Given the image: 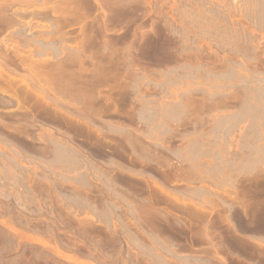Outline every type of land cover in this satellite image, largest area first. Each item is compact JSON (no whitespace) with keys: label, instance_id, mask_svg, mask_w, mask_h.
Masks as SVG:
<instances>
[{"label":"rangeland","instance_id":"1","mask_svg":"<svg viewBox=\"0 0 264 264\" xmlns=\"http://www.w3.org/2000/svg\"><path fill=\"white\" fill-rule=\"evenodd\" d=\"M263 7L0 0V264H264L208 206L264 197Z\"/></svg>","mask_w":264,"mask_h":264},{"label":"bare ground","instance_id":"2","mask_svg":"<svg viewBox=\"0 0 264 264\" xmlns=\"http://www.w3.org/2000/svg\"><path fill=\"white\" fill-rule=\"evenodd\" d=\"M262 6H263V5H262ZM263 8H264V7H263ZM262 14H263V13H262ZM263 17H264V16H263ZM258 54H259V53H258ZM260 59H261V58H260ZM35 61H36V60H35ZM258 62H259V61H258ZM225 64H226V63H225ZM34 65H35V64H34ZM227 65H228V64H227ZM227 65H226V66H227ZM31 66H33L32 63H31ZM228 66H230V65H228ZM235 66H236V65H235ZM244 66H245V65H244ZM238 69H239V68H238ZM263 70H264V69H263ZM236 73H237V72H236ZM237 75H238V73H237ZM238 76H239V75H238ZM33 78H34V77H33ZM33 78H32V79H33ZM257 80H258V79H257ZM255 81H256V80H255ZM259 81H260V80H259ZM258 83H259V82H258ZM258 85H259V84H258ZM259 87H260V86H259ZM208 90H209V89H208ZM208 90H207V91H208ZM199 91H200V90H199ZM205 92H206V91H205ZM14 93H15V92H14ZM259 94H260V93H259ZM208 95H209V94H208ZM211 95H212V94H211ZM13 96L17 99L18 103L21 105V104H22V101L20 100V98L18 97V95H13ZM189 96H190V95H189ZM258 97H259V96H258ZM249 98H250V97H249ZM261 99H262V98H261ZM263 99H264V97H263ZM244 100H245V99H244ZM251 100H252V99H251ZM240 101H241V100H240ZM224 102H225V101H224ZM226 102H227V101H226ZM241 102H242V101H241ZM249 102H250V101H249ZM226 104H227V103H226ZM230 104H231V103H230ZM248 104H249V103H248ZM246 105H247V104H246ZM221 107H222V106H221ZM227 107H228V106H227ZM23 108H24V110H27V109H28V108H26V107H23ZM228 108H229V107H228ZM263 108H264V107H263ZM180 110H181V109H180ZM243 110H244V109H243ZM258 110H259V109H258ZM138 111H139V110H138ZM171 111H172V110H171ZM174 112H175V111H174ZM174 112H173V113H174ZM254 112H255V111H254ZM138 113H139V112H138ZM169 113H170V112H169ZM239 113H240V112H239ZM241 113H242V112H241ZM242 114H243V113H242ZM244 114H245V113H244ZM251 114H252V113H251ZM171 115H172V113H171ZM179 115H180V114H179ZM257 115H258V114H257ZM173 116H176V115L174 114ZM263 116H264V115H263ZM223 117H224V116H223ZM225 118H226V117H225ZM225 118H224V119H225ZM253 119H254V118H253ZM173 120H174V119H173ZM180 120H181V119H180ZM182 120H183V119H182ZM214 120H215V119H214ZM254 120H255V119H254ZM263 120H264V119H263ZM165 121H166V120H165ZM216 121H217V120H216ZM218 121H219V120H218ZM251 121H252V120H251ZM221 122H222V121H221ZM252 122H253V121H252ZM180 123H181V122H180ZM254 123H255V122H254ZM166 124H167V123H166ZM107 125H108V124H107ZM253 125H254V124H253ZM253 125H252V127H253ZM109 126H110V125H109ZM202 126H203V125H202ZM214 126H215V125H214ZM216 126H217V125H216ZM225 127H226V126H225ZM233 127H234V126H233ZM115 128H116V127H115ZM214 128H215V127H214ZM124 129H125V128H124ZM216 129H217V127H216ZM220 129H221V128H220ZM227 129H228V127H227ZM230 129H231V128H230ZM230 129H229V130H230ZM234 129H235V128H234ZM118 130H119V131H123L122 127H121V128H118ZM118 130L116 129V131H118ZM125 130H126V129H125ZM225 130H226V129H225ZM129 131H130V129H129ZM129 131H127V132H129ZM235 131H236V130H235ZM259 131H260V130H259ZM259 131H258V132H259ZM49 132H50V131H49ZM125 132H126V131H125ZM229 132H231V131H229ZM118 133H120V132H118ZM123 133H124V131H123ZM215 133H216V132H215ZM232 133H233V132H232ZM261 133H262V132H261ZM261 133H260V134H261ZM48 134L51 135V137L54 135V134H52L51 132L48 133ZM121 134H122V133H121ZM124 134H126V133H124ZM128 134H129V133H128ZM128 134H127L125 137H127ZM129 135H132V134L130 133ZM134 135H135V134H134ZM134 135H133L132 137L129 136V139L127 140L128 144L131 142V143H130V145H132L131 147H133V145H134L133 142H134V143L137 142V140L134 139V138H135ZM191 135H192V134H191ZM232 135H233V134H232ZM186 136H187V135H186ZM133 137H134V138H133ZM154 137H155V136H154ZM200 137H201V136H200ZM127 138H128V137H127ZM137 138H138V137H137ZM156 138H158V137H156ZM194 138H195V137H194ZM245 138H246V137H245ZM256 138H257V137H256ZM260 138H261V137H260ZM262 138H263V137H262ZM213 139H214V138H213ZM231 139H232V138H231ZM103 140H104V139H103ZM129 140H130V141H129ZM134 140H135L136 142H135ZM149 140H150V139H149ZM186 140H187V139H186ZM221 140H222V139H221ZM252 140H254V139L252 138ZM55 141H56V140H55ZM201 141H202V140H201ZM248 141H249V140H248ZM256 141H257V140H256ZM58 142H59V140H58ZM99 142H100V143H99ZM102 142H103V141H102ZM139 142H140V141H139ZM155 142H156V141H155ZM189 142H190V141H189ZM199 142H200V141H199ZM220 142H221V141H220ZM261 142H262V141H261ZM56 143H57V142H56ZM103 143H105V142H103ZM137 143H138V142H137ZM137 143H136V144H137ZM162 143H163V142H162ZM212 143H213V142H212ZM212 143H211V144H212ZM216 143H217V142H216ZM244 143H245V142H244ZM57 144H59V143H57ZM163 144H164V143H163ZM214 144H215V143H214ZM226 144H227V143H226ZM249 144H250V143H249ZM256 144H257V143H256ZM258 144H259V143H258ZM260 144H261V143H260ZM106 145H107V144H105V145L102 144L101 141H98V143H97V149H96V150H97V151L100 153V155H102V156L104 155V153L102 154L101 152H104V151H103L104 148H105L104 146H106ZM141 145H142V144H141ZM160 145H161V144H160ZM228 145H230V144H228ZM250 145H251V144H250ZM63 146H64V145H63ZM137 146H138V145H137ZM189 146H190V144H189ZM192 146H193V145H192ZM198 146H200V145H198ZM201 146H202V145H201ZM208 146H209V145H208ZM211 146H212V145H211ZM248 146H249V145H248ZM56 147H57V146H56ZM58 147H59V146H58ZM135 147H136V146H135ZM209 147H210V146H209ZM230 147H231V146H230ZM243 147H244V146H243ZM106 148H107V146H106ZM106 148H105V149H106ZM187 148H188V147H187ZM204 148H205V147H204ZM254 148H255V147H254ZM59 149H60V148H59ZM62 149H63V148H62ZM76 149H77V148H76ZM118 149H119V152L122 150V149L120 150V148H118ZM123 149H125V148H123ZM134 149L136 150L137 148H134ZM134 149H132V152L135 151ZM209 149H210V148H209ZM231 149H232V148H231ZM251 149H252V148H251ZM56 150H57V149H56ZM64 150H65V149H64ZM64 150H63V151H64ZM79 150H80V149H79ZM116 150H117V149H116ZM116 150H115V151H116ZM137 150H138V149H137ZM189 150H190V148H189ZM197 150H198V149H197ZM210 150H211V149H210ZM227 150H228V149H227ZM243 150H244V149H243ZM257 150H258V149H257ZM63 151L60 150V151H59V155H56V156H58L60 159H61V158H64V156H66V155H65V152H63ZM66 151H67V150H66ZM106 151H107V150H106ZM106 151H105V152H106ZM123 151H124V150H123ZM237 151H238V150H237ZM262 151H263V150H262ZM67 152H68V151H67ZM67 152H66V153H67ZM179 152H180V151H179ZM196 152H197V151H196ZM206 152H207V151H206ZM206 152H205V153H206ZM209 152H210V151H209ZM212 152H213V151H212ZM226 152H227V151H226ZM226 152H225V153H226ZM255 152H256V151H255ZM52 153H53V152H52ZM56 153H58V152H56ZM56 153H55V154H56ZM111 153L113 154V153H116V152H113V151H112ZM135 153H136V151H135ZM205 153H204V154H205ZM241 153H242V152H241ZM244 153H245V152H244ZM248 153H249V152H248ZM95 154H96V153H95ZM116 154H117V153H116ZM208 154H209V153H208ZM210 154H211V152H210ZM218 154H219V153H218ZM97 155H99V154H97ZM113 155H114V154H113ZM122 155H123V153H122ZM173 155H174V154H173ZM186 155H187V154H186ZM220 155H221V154H220ZM222 155H223V154H222ZM247 155H248V154H247ZM106 156H107V155H106ZM201 156H202V155H201ZM207 156H208V155H207ZM226 156H227V155H226ZM240 156H241V155H240ZM252 156H253V154H252ZM94 157H95V156H94ZM99 157H100V156H99ZM238 157H239V156H238ZM241 157H242V156H241ZM247 157H248V156H247ZM206 158H207V157H206ZM255 159H256V158H255ZM116 160H117V159H116ZM236 160H237V159H236ZM262 160H263V159H262ZM106 161H107V160H106ZM200 161H201V160H200ZM233 161H234V159H233ZM238 161H239V160H238ZM250 161H251V159H250ZM114 162H115L114 157L110 158L109 164H110V163H114ZM116 162H118V161H116ZM116 162H115V163H116ZM163 162H164V161H163ZM214 162H215V161H214ZM217 162H221V161L218 160ZM261 162H263V161H261ZM261 162H259V164H260ZM92 163H93V162H92ZM106 163H107V162H106ZM134 163H135V162H134ZM158 163H159V162H158ZM205 163H206V161H205ZM224 163H225V162H224ZM241 163H243V162H241ZM247 163H248V162H247ZM254 163H255V162H254ZM116 164H118V163H116ZM216 164H217V163H216ZM227 164H228V163H227ZM88 165H89V164H88ZM166 165H167V164H166ZM205 165H206V164H205ZM217 165H218V164H217ZM241 165H242V164H241ZM241 165H240V166H241ZM159 166H160V165H159ZM218 166H219V165H218ZM236 166H237V165H236ZM255 166H256V165H255ZM216 167H217V166H216ZM224 167H225V166H224ZM234 167H235V166H234ZM244 167H245V166H244ZM127 168H128V167H127ZM203 168H204V167H203ZM207 168H208V167H207ZM214 168H215V167H214ZM218 168H219V167H218ZM222 168H223V167H222ZM255 168H256V167H255ZM263 168H264V167H263ZM90 169H91V168H90ZM100 169H101V168H100ZM130 169H131V167H130ZM130 169H129V170H130ZM132 169H133V165H132ZM132 169H131V170H132ZM157 169H158V168H157ZM227 169H228V168H227ZM234 169H235V168H234ZM236 169H237V168H236ZM238 169H239V168H238ZM244 169H245V168H244ZM253 169H254V168H253ZM256 169H257V168H256ZM85 170H86V168H85ZM201 170H202V169H201ZM231 170H232V169H231ZM254 170H255V169H254ZM87 171H88V170H87ZM204 171H205V170H204ZM208 171H209V170H208ZM214 171H215V170H214ZM218 171H219V170H218ZM234 171H235V170H234ZM256 171H257V170H256ZM105 172H106V171H105ZM123 172H124V171H123ZM129 172H130V171H129ZM132 172L134 173V169H133ZM202 172H203V171H202ZM229 172H230V171H229ZM231 172H232V171H231ZM257 172H258V171H257ZM125 173H126V171H125ZM138 173H139V172H138ZM199 173H200V172H199ZM199 173H198V174H199ZM222 173H223V171H222ZM261 173H262V172H261ZM261 173H260V174H261ZM112 174H113V173H112ZM123 174H124V173H123ZM207 174H209V173H207ZM207 174H206V175H207ZM228 174H229V173H228ZM258 174H259V173H258ZM263 174H264V173H263ZM80 175H81V174H80ZM203 175H204V174H203ZM109 176H110V175H109ZM216 176H217V175H216ZM230 176H231V175H230ZM260 176H261V175H260ZM260 176H258V177H260ZM83 178H84V177H83ZM199 178H200V177H199ZM217 178H219V177H217ZM220 178H221V177H220ZM233 178H234V177H233ZM236 178H237V177H236ZM255 178H257V177H255ZM261 178L263 179V177H261ZM107 179H108V178H107ZM207 179H208V178H207ZM226 179H228V178H226ZM86 180H87V179H86ZM198 180H199V179H198ZM204 180H205V179H204ZM212 180H214V179H212ZM215 180H216V179H215ZM230 180H231V179H230ZM234 180H235V179H234ZM257 180L259 181V178H257ZM260 180H261V179H260ZM156 181H157V180H156ZM235 181H237V180H235ZM246 181H247V180H246ZM81 182H82V181H81ZM111 182H112V181H111ZM190 182H191V181H190ZM213 182H214V181H213ZM219 182H220V181H219ZM243 182H244V181H243ZM261 182H262V181H261ZM261 182H260V183H261ZM222 183L225 184L224 182H222ZM230 183H231V181H230ZM237 183H238V182H237ZM114 184H115V183H114ZM226 184H227V182H226ZM232 184H233V183H231L230 185H232ZM243 184H244V183H243ZM255 184H256V183H255ZM257 184H258V183H257ZM217 185H219V184H217ZM234 185H236V183H234ZM234 185H233V186H234ZM76 186H77V185H76ZM91 186H92V185H91ZM228 186H229V185H228ZM240 186H241V185H240ZM251 186H252V185H251ZM110 187H111V186H110ZM205 187H206V190H207V191H205V193L208 194V193H209L208 191H212V188H211L210 186H205ZM205 187H203V189H202V192H203V193L200 192V193H201V196H202L203 194L205 195V193H204V191H203ZM208 187H210V188H208ZM226 187H227V186H226ZM231 187H232V186H230V189H229V190H230L229 192H230L231 194L228 192V193H229V196L233 194V195H232L233 197L230 196V198H229V200L231 199V200L229 201V203L232 201L230 204H228V202H227L228 199L221 198L222 196H221V197L218 196L219 194H218L217 191H216V194H215V190L213 189L214 191H213V192H210V194L213 193V194H211L210 197L212 198V195H214V198L211 200L210 198H207V197L204 198V197H203V198L201 199L202 201L205 200V201L203 202V203H205V205H204V204H203V205H204V207H207V205H208L207 203H208L209 201L206 202V199H207V200L210 199V202H209V205H208L210 208H211L210 203H211V205H213V206L217 205V206H222L223 208L226 207V206L228 205L229 208L227 207V210H228L229 212H230V211H231V212L234 211V213H231V212H230V214H231L232 216L229 215V213H227L228 216H225L226 214H224V215H222V216L220 215L221 217H219V219H220V220L222 219L221 222H223V220H224L223 218L227 217V220H224V221H226L227 223H229V225H230V222H231L232 228H233V230H234V231H233V230H232V231L235 232L236 234H238L239 237H242V236H243V238H245V239H246V238H248V239H252V241H253V240L255 241V239L259 240L258 242H261V243H259V244L257 245L258 248H257L256 250H257V252L260 253V255H261V254L263 253L262 248L264 247V208H263V207H264V206H263V205H264V197H263L262 199H260V196H259V198H257V199H260L259 202L261 203V205H260L259 202H257V203L260 205V206H258L260 210H258V212L255 213V212H256V210H255L256 208H253V206H254L255 204H254V205L252 204L253 206H252L251 204H249V205L255 210V212H254V210H252L253 212H252L251 210H249V209H250V206H249L248 204L245 205V203L247 202L245 199H247V198H246V193L248 192V190H247V192H246V191H245L246 189H245V190H244V191L246 192V193H245V192H242L243 190H239L238 187H236V186H235L234 189L231 188ZM252 187H253V186H252ZM260 187H261V185H260ZM260 187H259V188H260ZM194 188H195V187H194ZM220 188H221V187H220ZM223 188H224V187H223ZM114 189H115V188H114ZM161 189H162V188H161ZM161 189H160V191H161ZM231 189H232V190H231ZM222 190H223V189H222ZM226 190H227V189H226ZM226 190L224 191V193H225V192L227 193ZM260 190H261V189H260ZM263 190H264V189H263ZM71 191H72V190H71ZM88 191H90V190H88ZM199 191H200V190H199ZM250 191H251V189H250ZM250 191H249V193H250ZM73 192H74V191H73ZM76 192H77V191H76ZM261 192H262V190H261L259 193H261ZM82 193H83V192H82ZM219 193H220V192H219ZM226 193H225V194H226ZM241 193H242V195H241ZM243 193H244V194H243ZM170 195H171V194H170ZM220 195H221V193H220ZM240 195H241V197H240ZM253 195H254V194H253ZM262 195H263V194H262ZM168 196H169V195H168ZM206 196H207V195H206ZM226 196H227V195H226ZM229 196H227V197H229ZM254 196H255V195H254ZM84 198H85V197H84ZM84 198H83V199H84ZM170 198H171V197H170ZM175 198H176V197H174L173 199H175ZM249 198H250V197H249ZM86 199H87V198H86ZM131 199H132V198H131ZM179 200H180V199H179ZM251 200H253V199H251ZM149 201H150V200H149ZM175 201L178 202V199H175ZM202 201H201V202H202ZM256 201H257V200H256ZM147 202H148V201H147ZM253 202H255V201L253 200ZM75 203H76V202H75ZM150 203H151V201H150ZM251 203H252V202H251ZM132 204H133V203H132ZM147 204H148V203H147ZM200 204H201V203H199V206H202V209H203V205H202V204L200 205ZM206 204H207V205H206ZM258 204H257V205H258ZM184 205H185V203H184ZM186 205H187V203H186ZM186 205H185V206H186ZM223 205H224V206H223ZM225 205H226V206H225ZM247 205H248V206H247ZM177 206H178V205H177ZM181 206L183 207V204H181ZM185 206H184V207H185ZM191 206H192V205H191ZM179 207H180V205H179ZM186 207H187V206H186ZM193 207H194L195 209H199L198 212L200 213V210H201V209L198 207V204H197V206H196L195 203H194ZM197 207H198V208H197ZM222 207H218V208L216 207V209H219V208H222ZM246 207H247V208H246ZM248 207H249V208H248ZM223 208H222V209H223ZM81 209H82V208H81ZM212 209H213V208H212ZM224 209H225V208H224ZM246 209H248V211H251L250 214H248L249 212H247ZM257 209H258V208H257ZM186 210H187V209H186ZM189 210H191V209L189 208ZM192 210H193V209H192ZM206 210H207V212L209 211L208 209H206ZM206 210H204V211L206 212ZM227 210H226V211H227ZM204 211L201 210V212H204ZM212 211H213V210H212ZM89 212H90V211H89ZM207 212L205 213V215H203L204 213H201V214L204 216L203 220L205 219V216H206L207 214H208V216H210V215L213 213V212H212V213H211V212H208V213H207ZM190 213H191L192 215H194L193 211L190 212ZM191 214H190V215H191ZM233 214H235L234 217H233ZM251 214H252V217L250 216ZM254 214H256L257 216H255ZM192 215H191V216H192ZM195 215H196V214H195ZM218 215H219V214H218ZM186 216H187V215H186ZM208 216H206L207 219L209 218ZM223 216H224V217H223ZM197 217H198V216H197ZM222 217H223V218H222ZM193 218H194V217H192V219H193ZM198 218H199V217H198ZM167 219H169V218H167ZM196 219H197V218H196ZM199 219L201 220L202 217H200ZM199 219H197V220L199 221ZM225 219H226V218H225ZM228 219H229V220H228ZM107 220H108V219H107ZM230 220H231V221H230ZM165 221H166V220H165ZM179 221H180V220H179ZM192 221H193V220H192ZM194 221H195V220H194ZM194 221H193V222H194ZM201 221H202V220H201ZM208 221H209V219H208ZM218 221H219V220H218ZM218 221H217V225L220 226V225L218 224ZM229 221H230V222H229ZM108 222H109V221H108ZM161 222H162V221H161ZM161 222H160V223H161ZM169 222H170V220H169ZM193 222H192V223H193ZM205 222L207 223V220H205ZM210 222H211V221H210ZM210 222H208V223H210ZM221 222H220V223H221ZM226 222H225V223H226ZM200 223H201V222H200ZM206 223H205V224H206ZM208 223H207V224H208ZM167 224H168V223H167ZM183 224H184V223H183ZM207 224H206V225H207ZM184 225H185V224H184ZM210 225H211V223H210ZM231 225H230V226H231ZM204 226H205V225H204ZM210 227H211V226H210ZM243 227H244L245 230L250 229V231H253V232H255V233L252 234V235L249 234V235H247V236H244V235L242 234V236H241L240 233H242V231H241L240 229H242ZM205 228H207V230L210 229L209 226H207V227L205 226ZM212 230H213V229H212ZM217 230H218V229H217ZM208 231H210V230H208ZM214 231H215V230H214ZM218 231H219V230H218ZM232 231H231V232H232ZM243 231H244V230H243ZM203 232H204V231H203ZM216 232H217V231H216ZM219 232H220V231H219ZM231 232H230V234H231ZM246 232H247V231H246ZM209 233H211V232H209ZM235 233H234V235H235ZM213 234H214V233H213ZM215 234H216V233H215ZM218 234H219V233H218ZM244 234H245V233H244ZM205 235L207 236V233H206ZM222 235L225 236V234H222ZM227 235H228V234H227ZM238 235H237V237H238ZM208 236L210 237V240H211V236H212V235L210 236V235L208 234ZM235 236H236V235H235ZM204 237H205V236H204ZM209 237H207V238H209ZM219 237H220V236H219ZM227 237H229V235H228ZM213 238H214V237H213ZM213 238H212V239H213ZM224 238H226V237H224ZM230 238H231V237H230ZM217 239H218V237H217ZM235 239H236V238H235ZM240 239H241V238H240ZM213 240H214V239H213ZM213 240H212V241H213ZM215 240H216V239H215ZM226 240H227V239H226ZM228 240H229V238H228ZM246 240H247V239H246ZM217 241H218V240H217ZM233 241H234V240H233ZM235 241H236V240H235ZM237 241H238V240H237ZM243 241H244V240H243ZM243 241H242V242H243ZM219 242H220V241H219ZM246 242H248V241H246ZM217 243H218V242H217ZM156 244H157V243H156ZM224 244H225V243H224ZM229 244H230V243H229ZM238 244H239V243H238ZM238 244H237V245H238ZM248 244H249V242H248ZM218 245H219V244H218ZM226 245H228V244H226ZM219 246H220V245H219ZM243 246H244V245H243ZM248 246H249V245H248ZM248 246H247V248H248ZM226 247H227V246H226ZM244 247H246V245H245ZM252 249H253V248H252ZM217 250H218V249H217ZM218 251H219V250H218ZM233 253H235V252H233ZM250 255H251V254H250ZM249 257H250V256H249ZM247 258H248V257H247ZM250 258H251V257H250ZM250 258H249V259H250ZM220 259H222V258H220ZM240 259H241V258H240ZM252 259H253V258H252ZM241 260H242V259H241ZM241 260H239V261H241ZM250 260H251V259H250ZM253 260L255 261V259H253ZM244 261H245V260H244ZM200 262H201V261H200ZM204 262H205V261H204ZM246 262H247V261H246ZM206 263H207V262H206ZM222 263H223V262H222ZM244 263H245V262H244ZM239 264H240V263H239ZM241 264H242V263H241ZM245 264H246V263H245ZM249 264H260V263H257V262H250V261H249ZM261 264H262V263H261Z\"/></svg>","mask_w":264,"mask_h":264}]
</instances>
